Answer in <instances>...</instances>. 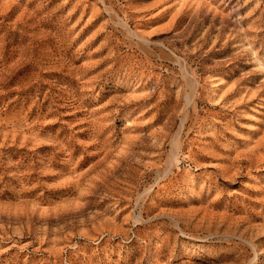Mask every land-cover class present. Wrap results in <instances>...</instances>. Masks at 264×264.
I'll return each mask as SVG.
<instances>
[{"label":"rangeland","instance_id":"374dc122","mask_svg":"<svg viewBox=\"0 0 264 264\" xmlns=\"http://www.w3.org/2000/svg\"><path fill=\"white\" fill-rule=\"evenodd\" d=\"M0 264H264V0H0Z\"/></svg>","mask_w":264,"mask_h":264},{"label":"bare ground","instance_id":"6f19581e","mask_svg":"<svg viewBox=\"0 0 264 264\" xmlns=\"http://www.w3.org/2000/svg\"><path fill=\"white\" fill-rule=\"evenodd\" d=\"M192 91V90H191ZM193 94V93H192ZM190 100H191V96L187 94L186 96V103H185V110L187 109V106L188 104L190 103ZM186 112V111H185ZM184 112V114H185ZM186 115V114H185ZM185 118V117H184ZM183 118V119H184ZM179 131L178 130L176 132V134H174V136L172 137L171 139V146H170V152H169V155L167 156V164L166 166L167 167H170L172 165H174L175 161H176V157H177V154H178V148H179V142H178V135H179ZM129 140V139H128ZM125 153V151H124ZM127 153V152H126ZM105 159V158H104ZM171 168V167H170ZM167 169V168H166ZM170 170V169H169ZM81 178V177H80ZM159 178V177H158ZM161 178V177H160ZM255 258L257 257V254H255L254 256Z\"/></svg>","mask_w":264,"mask_h":264}]
</instances>
